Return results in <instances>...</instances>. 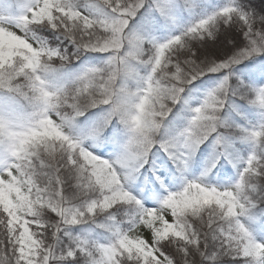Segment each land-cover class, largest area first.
Instances as JSON below:
<instances>
[{
	"label": "snow or ice",
	"instance_id": "6c2138e0",
	"mask_svg": "<svg viewBox=\"0 0 264 264\" xmlns=\"http://www.w3.org/2000/svg\"><path fill=\"white\" fill-rule=\"evenodd\" d=\"M207 6L0 0V264H264V123L219 131L231 96L264 118V14L242 0L197 14ZM221 25L231 55L202 57ZM209 74L223 75L192 103ZM228 164L233 181L209 179Z\"/></svg>",
	"mask_w": 264,
	"mask_h": 264
},
{
	"label": "trees",
	"instance_id": "16d2710c",
	"mask_svg": "<svg viewBox=\"0 0 264 264\" xmlns=\"http://www.w3.org/2000/svg\"><path fill=\"white\" fill-rule=\"evenodd\" d=\"M228 0H207V7L204 8H198L197 14L203 15L208 14L213 10H217L219 7H222L226 5ZM242 2L246 5V10L253 11L257 14H264V0H242ZM252 6V7H251ZM193 20L192 16H189L187 12L183 14V23L189 24ZM234 31L236 34V30L233 28H225L223 25L220 26V31L217 33L216 39L212 41H207L206 44L199 49V52L202 57H208L211 56L215 59L217 56H220V58H216L217 61L227 58L226 55H223L222 52H219L217 56L210 55L207 53V49L212 47L213 45H219L222 42L226 41V34L228 37V40L230 39L229 33ZM170 33L164 32L161 34H158V39L160 40H166ZM230 55V54H229ZM228 55V56H229ZM226 56V57H225ZM89 58L88 56H82L79 59L73 60L72 62V68L73 70H77L81 67L82 63L87 61ZM215 59V60H216ZM223 74H209L205 77H203L201 80L196 81L195 83L199 85V87H196L193 91V94L189 96V100L194 103L198 104L200 100L203 99V97L207 94L208 91L216 87L221 79ZM236 75H240V73H236ZM241 78H243L241 76ZM179 107V106H178ZM240 113L238 115L237 113ZM99 114V110H93L92 112L88 113L87 115L89 117L95 118ZM220 118L223 123V127L219 129V131L222 134H227L229 132H236L239 131L238 128L233 127L235 124H239L240 128H258L262 123H264V118L261 117L260 112L255 107H252L250 105L243 104L238 97L231 96L229 98L228 103L224 106L220 113ZM83 119V118H82ZM184 121H175L173 122V118L169 117L167 121H165L166 128H171L173 126L175 127H181L183 126ZM162 133L167 135L165 132V129H162ZM213 137H210L207 142L202 144L200 146V149L196 153V155L193 157L191 161V167L190 171L193 176H200L203 170L209 166L210 164V154L212 153V146H213ZM236 143L239 144L240 147V153L239 156L241 159L246 158L248 154L252 151V145L247 142H240L239 138H237ZM112 145L107 144L104 145L98 149H96L97 154L101 155V158L107 159L109 158V155L112 152ZM158 157H163L164 159H167V157L163 156V153H158ZM153 159H156L155 157ZM199 165V167H197ZM147 167V165H146ZM214 171V170H213ZM236 168L232 166V164H228V175H225L221 177L219 173H216L214 176H210L209 179H211L214 183H220V184H227L231 181H233L236 177ZM178 186V182H177ZM146 206H155V202L152 200L148 201V204Z\"/></svg>",
	"mask_w": 264,
	"mask_h": 264
},
{
	"label": "bare ground",
	"instance_id": "6f19581e",
	"mask_svg": "<svg viewBox=\"0 0 264 264\" xmlns=\"http://www.w3.org/2000/svg\"><path fill=\"white\" fill-rule=\"evenodd\" d=\"M226 50H228V49H227L225 41H224L217 46L213 45L212 47L208 48L207 53H209L210 55H213V56H217L219 54V52H224Z\"/></svg>",
	"mask_w": 264,
	"mask_h": 264
},
{
	"label": "rangeland",
	"instance_id": "374dc122",
	"mask_svg": "<svg viewBox=\"0 0 264 264\" xmlns=\"http://www.w3.org/2000/svg\"><path fill=\"white\" fill-rule=\"evenodd\" d=\"M251 7H252V6H251ZM225 36H226L225 44H226V47H227L228 50H226V51H224V52H222V53H223V55L228 56L229 54L231 55L233 49H232L231 46H229V45L227 44V41H228L227 34H226ZM236 36H237V33L235 34L234 31H232V32L229 33V37H230V39H235ZM226 56H225V57H226ZM210 58H213V57L211 56ZM216 58H220V56H217ZM216 58H215V59H216ZM216 60H217V59H216Z\"/></svg>",
	"mask_w": 264,
	"mask_h": 264
}]
</instances>
